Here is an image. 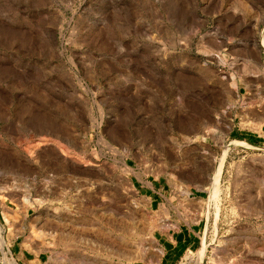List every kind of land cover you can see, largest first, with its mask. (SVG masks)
<instances>
[{
  "label": "rangeland",
  "instance_id": "1",
  "mask_svg": "<svg viewBox=\"0 0 264 264\" xmlns=\"http://www.w3.org/2000/svg\"><path fill=\"white\" fill-rule=\"evenodd\" d=\"M136 177L208 196L176 264H264V0H0V264L142 258Z\"/></svg>",
  "mask_w": 264,
  "mask_h": 264
},
{
  "label": "crops",
  "instance_id": "2",
  "mask_svg": "<svg viewBox=\"0 0 264 264\" xmlns=\"http://www.w3.org/2000/svg\"><path fill=\"white\" fill-rule=\"evenodd\" d=\"M134 186L145 197L155 217L150 251L142 258L123 261L121 264H176L182 255L201 243L208 224V205L203 189H167L161 178L136 177ZM20 264L40 261L28 257L26 247L13 244L9 249ZM43 253V261L44 259Z\"/></svg>",
  "mask_w": 264,
  "mask_h": 264
},
{
  "label": "bare ground",
  "instance_id": "3",
  "mask_svg": "<svg viewBox=\"0 0 264 264\" xmlns=\"http://www.w3.org/2000/svg\"><path fill=\"white\" fill-rule=\"evenodd\" d=\"M237 142V141H236ZM239 143V142H237ZM222 166H223V161L222 163L220 164V166L218 167L217 171H216V174H215V177H214V180H213V188L216 190L218 188V184H219V181L221 179V174H222ZM124 232V231H123ZM117 233V232H116ZM125 233V232H124ZM123 233V234H124ZM107 246V245H106ZM110 248V247H109ZM108 249V248H107ZM107 251V250H106ZM109 251V250H108Z\"/></svg>",
  "mask_w": 264,
  "mask_h": 264
}]
</instances>
